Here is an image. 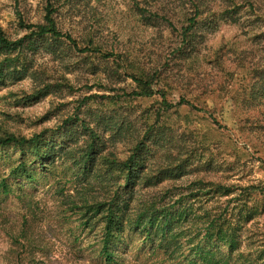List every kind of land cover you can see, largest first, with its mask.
I'll use <instances>...</instances> for the list:
<instances>
[{
    "label": "rangeland",
    "instance_id": "374dc122",
    "mask_svg": "<svg viewBox=\"0 0 264 264\" xmlns=\"http://www.w3.org/2000/svg\"><path fill=\"white\" fill-rule=\"evenodd\" d=\"M205 1L201 26L181 52L177 29L188 10L177 8L180 0L159 1L160 7L171 6L167 18L176 29L162 19L154 27L146 26L133 0H0V29L11 40L28 34L23 24L44 23L50 10L60 31L73 35L82 48L93 39L114 53L104 59L73 50L65 38L61 43L36 38L33 49L22 52L18 66L7 70L0 82V137L30 139L42 134L43 152L48 160L54 157L48 169L40 168L31 149L0 147V185L7 179L13 190L4 195L0 187V221L6 215L17 222L28 218L31 213L20 197L28 191L36 198L29 258L41 264H110L100 254L101 227L85 229L83 214L72 211L68 197L62 199L63 194L77 193L75 179L84 177L79 166L61 155L87 148L91 129L101 137L93 147L99 156L126 157L123 137L110 139L105 129L104 120L114 118L118 126L127 119L143 131L141 135L144 125L157 126L141 164L144 172H155L160 183L148 188L138 184L137 194L171 189L174 195L167 202L175 203L182 193L194 213L200 208L225 217L235 213L232 221L243 224V247L259 251V263L264 264V0ZM234 5L239 7L234 10ZM115 63L122 68L116 69ZM127 69L147 76L158 73L157 94L130 96L138 84ZM94 95L118 96L117 108L104 107L110 100L91 101ZM159 130L164 134L156 135ZM24 152L30 175L37 179L8 180L11 165L21 161ZM169 168V173H161ZM198 182L202 184L196 186ZM217 186L228 187L231 194L220 191L223 198L211 199L208 193ZM191 191L207 195L196 198ZM240 207L243 216L236 214ZM4 228L0 225V264H16L20 250ZM125 237L115 239L111 248L117 253L114 264H157L149 253H140V247L150 244L145 243V233Z\"/></svg>",
    "mask_w": 264,
    "mask_h": 264
},
{
    "label": "trees",
    "instance_id": "16d2710c",
    "mask_svg": "<svg viewBox=\"0 0 264 264\" xmlns=\"http://www.w3.org/2000/svg\"><path fill=\"white\" fill-rule=\"evenodd\" d=\"M159 1L144 0L141 3L139 0H133L132 3L146 26L154 27L159 22L158 20L162 19L170 23L173 29H176L167 18L168 13L166 11L171 6L160 7ZM180 1L181 6L178 5L177 8L188 10L185 22L180 29H177L179 33L181 32L180 37L182 38L179 51L183 52L182 47L192 42L196 30L201 26L202 20L200 18L204 14L206 1ZM143 4L148 7L145 8ZM236 7H239V5H234L233 9ZM228 11L226 10V12ZM162 12L166 13L162 15ZM22 26L28 31V34L18 40L9 39L6 33L0 29V82H4L8 76L7 70L10 71V69L18 66L16 62L20 61L21 53L33 49L36 38L50 37L58 43H61L65 38L71 44V48L80 53L92 52V55L104 59L114 56V53H107L102 47L95 45L93 39L87 41L86 48H82L78 40L73 38V35L63 34L60 31L50 10L44 23L23 24ZM17 52L19 54L16 56L15 53ZM115 68L120 69L122 67L119 63ZM128 70L126 71L128 76L138 84V90L131 93L130 96L150 98L157 94H155L156 87H154V84H157L158 73L153 74V76L148 74L147 76L144 72L135 73ZM61 86L64 87L66 84ZM47 87L46 89L51 88L50 85H47ZM159 92L165 97L163 91L159 90ZM117 97L94 95L89 99L94 102L99 99L110 100L109 103H104V107L109 105L117 108ZM164 100V104L167 105L168 102L166 99ZM115 112L117 111L115 110ZM126 121H122L123 124L121 123L118 126L114 118L111 121L104 120L106 132H109L111 136L110 139L120 140L123 137V142L127 144L128 148L126 157H117L112 153L99 156L93 150V147L100 141L101 137L100 134L91 129H89L91 134L87 148L67 150L61 155V157L67 158V161H72L74 165L79 166L82 169L80 173L84 177L83 179L78 177L75 179V182L79 183L77 193L73 195L63 194L62 199L68 197V203L72 205V211L83 214V219H86V221H82L85 229L92 230L96 226L101 227L100 244L103 245L100 254L106 258V262L115 263L117 253L111 250L115 239L126 235L128 237L132 233H145V243L149 242L150 244L140 247V253H149L157 264H260L259 261L262 260V255L259 257V251L253 253L243 247V241L240 237L243 224H241L242 221H237V223L232 221L231 216L234 217L235 213H229V216L225 217L224 214H215L213 209L203 208L196 210L194 213L192 206H186L185 196L182 193L177 195L175 203L167 202V199L173 198L174 195L171 189L163 193L148 194L149 196L136 193L134 187L138 184H143L144 188H148L154 186L155 183H160L158 176L154 174L155 172H144V164H141L144 159V148L148 137L154 133L153 131L156 130L157 126L147 129V125H144V134L141 135L142 130L133 127L127 119ZM135 133L140 135L136 137ZM155 134L163 135L164 133L159 130ZM43 143L42 134L35 135L30 139L16 137L15 135L0 137V147L14 145L21 147L23 151L29 148L35 154L40 168L48 169L49 164L52 163H49V161H54V157L48 160V156L42 149L46 143L44 145ZM105 145H107V142H105ZM22 156L21 161L11 165L12 170L8 180H16L22 177H27V181L37 179V176L30 175L27 152H24ZM100 167L105 172L101 171ZM170 171V168L162 169L161 173L167 174ZM57 176L60 175L57 174L55 177ZM201 184L200 182L195 183L196 186ZM0 187L3 188L4 195L13 192L7 179H2ZM217 187V190L211 189L209 191L208 196L211 199L223 198V195L220 197V191H226V196L231 194L228 187ZM191 193L196 198L207 195L200 192L194 195V191H191ZM29 194L28 191H24L20 197L21 200L25 201V206L29 208L31 213H29L28 218L23 216L21 217L22 221L17 222L7 219L9 216L6 215L0 221V225L7 228L4 229L15 248L20 250L16 264H41L33 257L29 258L31 256L29 243L33 241V229L36 224L34 220L37 215L35 210L32 209L34 205H37L36 198L29 196ZM193 213L195 214L194 219L190 217ZM236 214L243 216L244 208L240 207L239 212ZM124 241L126 242V239Z\"/></svg>",
    "mask_w": 264,
    "mask_h": 264
}]
</instances>
